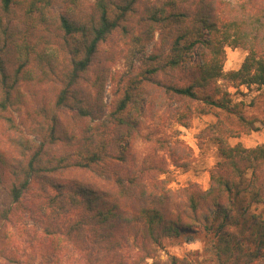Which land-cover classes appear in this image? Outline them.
<instances>
[{"label":"trees","instance_id":"trees-1","mask_svg":"<svg viewBox=\"0 0 264 264\" xmlns=\"http://www.w3.org/2000/svg\"><path fill=\"white\" fill-rule=\"evenodd\" d=\"M157 31L138 70L102 49ZM243 85L264 96V0H0V264H199L159 256L199 233L210 262L264 264V145L229 142L264 123ZM145 93L217 117L209 188L167 187V159L135 148Z\"/></svg>","mask_w":264,"mask_h":264},{"label":"rangeland","instance_id":"rangeland-1","mask_svg":"<svg viewBox=\"0 0 264 264\" xmlns=\"http://www.w3.org/2000/svg\"><path fill=\"white\" fill-rule=\"evenodd\" d=\"M160 44L161 37L157 31L154 40L146 47L143 44L134 43L130 39L115 40L112 38L102 46V49L105 52L107 49L112 50V45L116 53L119 50L120 54L117 55L114 68L116 71L123 72L129 69L138 70L145 54L152 52ZM226 53L225 68L227 70L239 68L247 55L246 50L233 47H227ZM62 58V55H57V60ZM231 91L235 93L233 98L236 101L243 100L245 102L244 109L248 115H256L260 121L264 119V96L259 93L260 90L257 86L247 87L243 85L237 93L235 88H231ZM112 97V83L109 81L105 93V101L108 105H110ZM135 110V121L138 122L133 136L135 148L141 152L155 153L157 156L167 159V166L170 170L167 187L177 189L196 185L201 189L209 188L211 171L221 160V157L218 144L208 137L204 130L216 122L217 117L214 114H192L185 111L182 103L178 100L156 97L151 93L143 95L140 104L136 105V109L133 111ZM178 112L186 113V116H183V122L179 120ZM257 123L259 125L258 130H253L251 133H241L239 137H231L229 142L232 145L242 142L247 147L264 145V123ZM174 141L180 143L185 150L179 154L175 153V157L172 158L168 149L163 148V145ZM184 161L188 162V166H183ZM161 177H166V174L161 175ZM205 242L203 233L168 240L166 246L159 250V256L165 260L170 254L187 257L199 264H215L209 261V257L204 251ZM149 261L151 262L152 259Z\"/></svg>","mask_w":264,"mask_h":264}]
</instances>
